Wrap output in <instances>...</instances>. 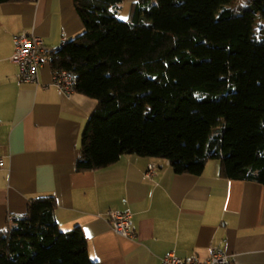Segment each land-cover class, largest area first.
<instances>
[{
  "label": "trees",
  "instance_id": "trees-1",
  "mask_svg": "<svg viewBox=\"0 0 264 264\" xmlns=\"http://www.w3.org/2000/svg\"><path fill=\"white\" fill-rule=\"evenodd\" d=\"M123 1L74 0L84 30L48 55L98 101L77 170L137 154L200 175L219 160L224 177L264 186V0H136L120 18ZM56 207L40 195L8 219L0 264H97Z\"/></svg>",
  "mask_w": 264,
  "mask_h": 264
},
{
  "label": "crops",
  "instance_id": "crops-1",
  "mask_svg": "<svg viewBox=\"0 0 264 264\" xmlns=\"http://www.w3.org/2000/svg\"><path fill=\"white\" fill-rule=\"evenodd\" d=\"M83 30L74 0L0 4V228L25 215L31 199L53 195L59 226H80L97 264H162L170 253L205 258L215 245L230 264H264V186L224 177L220 161L194 175L176 173L164 159L124 154L107 167L77 170L98 101L60 90L48 55L39 82L18 84L12 56L17 34L58 49ZM150 163L159 167L151 179ZM109 210L132 212L133 236L114 230Z\"/></svg>",
  "mask_w": 264,
  "mask_h": 264
},
{
  "label": "built area",
  "instance_id": "built-area-1",
  "mask_svg": "<svg viewBox=\"0 0 264 264\" xmlns=\"http://www.w3.org/2000/svg\"><path fill=\"white\" fill-rule=\"evenodd\" d=\"M68 40L63 39L61 46ZM15 51L12 60L19 65L17 74L18 84L39 82L40 69L44 64L45 56L57 49L45 45L44 39L35 34L21 33L14 36ZM77 81L76 73L69 70H61L55 73V85L67 94L75 92ZM3 158L0 156V167ZM158 166L150 163L147 167L146 176L152 178L158 174ZM114 230L124 237L133 236V214L131 211L109 210L107 212ZM17 217H11L12 220ZM231 255L220 246H212L210 254L203 258L198 254L187 257L170 253L163 257L162 264H230Z\"/></svg>",
  "mask_w": 264,
  "mask_h": 264
},
{
  "label": "rangeland",
  "instance_id": "rangeland-1",
  "mask_svg": "<svg viewBox=\"0 0 264 264\" xmlns=\"http://www.w3.org/2000/svg\"><path fill=\"white\" fill-rule=\"evenodd\" d=\"M136 1V0H124L120 6H119V16L120 18L122 17H127L129 15L130 9H131V5L132 3ZM153 2H155V0H152ZM213 161H219V160H213Z\"/></svg>",
  "mask_w": 264,
  "mask_h": 264
}]
</instances>
